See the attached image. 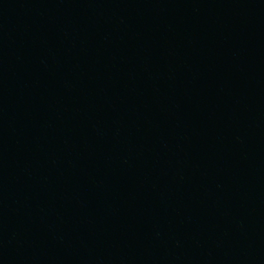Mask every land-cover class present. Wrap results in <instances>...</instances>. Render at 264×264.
Listing matches in <instances>:
<instances>
[{"label": "water", "instance_id": "95a60500", "mask_svg": "<svg viewBox=\"0 0 264 264\" xmlns=\"http://www.w3.org/2000/svg\"><path fill=\"white\" fill-rule=\"evenodd\" d=\"M0 264H264V0H0Z\"/></svg>", "mask_w": 264, "mask_h": 264}]
</instances>
